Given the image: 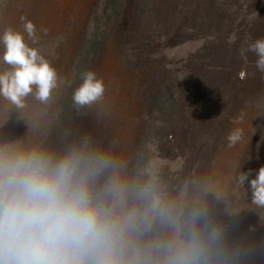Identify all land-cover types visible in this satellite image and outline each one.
<instances>
[{
    "label": "trees",
    "instance_id": "16d2710c",
    "mask_svg": "<svg viewBox=\"0 0 264 264\" xmlns=\"http://www.w3.org/2000/svg\"><path fill=\"white\" fill-rule=\"evenodd\" d=\"M24 1L26 8L7 24L5 12L0 15V33L7 27L23 32L26 17L36 26L37 43L25 34L26 42L42 53L49 41L46 59L71 85L54 90L44 104L51 112L33 146L59 151L86 134L105 148L115 141L113 152L126 162L130 179L153 180L164 196L187 206L198 197L233 239L257 249L252 264H264V209L252 204L247 182L236 181L239 172L251 169L253 179L264 166V88L248 80L228 96L213 82L221 74L217 60L255 65L257 57L248 53L245 61L240 50L264 38V21L228 26L224 9L211 0H93L68 50L60 42L73 32L82 0ZM6 68L0 63V71ZM86 70L103 79L105 96L77 112L71 94ZM237 128L242 138L228 147L227 134ZM131 129L135 139L126 144ZM218 155L228 158L209 176Z\"/></svg>",
    "mask_w": 264,
    "mask_h": 264
},
{
    "label": "clouds",
    "instance_id": "9594fccd",
    "mask_svg": "<svg viewBox=\"0 0 264 264\" xmlns=\"http://www.w3.org/2000/svg\"><path fill=\"white\" fill-rule=\"evenodd\" d=\"M23 32L0 33V96L16 108L34 95L46 104L54 90L71 86L31 47L36 26L21 17ZM45 34H46V30ZM254 54L264 74V38L240 50ZM71 94L77 112L103 101L105 84L91 70ZM242 138L227 134L228 147ZM90 134L59 151L0 141V264H252L257 249L244 246L197 197L191 206L170 200L155 181L126 174V162ZM239 172L251 202L264 209V166ZM234 230V229H233ZM250 231H255L250 226Z\"/></svg>",
    "mask_w": 264,
    "mask_h": 264
},
{
    "label": "rangeland",
    "instance_id": "374dc122",
    "mask_svg": "<svg viewBox=\"0 0 264 264\" xmlns=\"http://www.w3.org/2000/svg\"><path fill=\"white\" fill-rule=\"evenodd\" d=\"M24 0H0V15H2V19H5L6 24L12 20L17 18V14L19 11L24 10L26 6L24 5ZM93 0H82L79 2V6L76 8V12L74 14L73 21L76 26L73 29V32L68 37L65 42H60V45L66 47L68 50L71 48V44L73 40L78 35L79 31L86 25L87 14L90 10V6L92 5ZM208 4H214L216 8H223L224 13L222 15V20H224L228 26L232 25H242L246 27V25L250 24L255 20H263L264 21V0H211V3L207 1ZM262 16V18H261ZM47 49H43L41 55L45 58L48 57L50 42L46 40L44 46ZM67 59L62 58L60 60L61 67L64 65V61ZM228 58H224L222 60H217L215 64L219 68H217V72L219 74V79L214 77V85L219 88L220 91H224L223 94L228 96H236V90L238 85L241 83L251 80L256 81L255 85H261L260 88H264V80H258L256 78L257 69L255 65L246 66L243 64H233L229 63ZM57 70V69H56ZM257 90H261V89ZM264 90V89H263ZM31 99L34 101L31 102ZM219 100H216L218 102ZM215 102V106H216ZM44 105L43 103H41ZM41 104L39 101L35 99L34 95H29L24 100L23 108H16L9 101L0 96V141L13 142V143H21L25 146H33L39 138L42 136V125L45 120L47 114L51 112L47 106L44 105L41 108ZM218 117V111H214L213 117L214 119ZM46 123V122H45ZM135 132L131 129L130 132L127 133V139L123 138V141L126 144L131 143L135 139ZM233 151V157L231 160H234L237 157V151ZM229 155V154H227ZM231 156V155H229ZM213 162L209 171V176L216 175L218 173L217 169L221 165V162H225L228 157L224 159L220 157V155L212 156ZM213 189V184L211 185ZM215 191V187H214ZM213 191V192H214ZM255 241V238H254ZM259 258L260 256L257 255Z\"/></svg>",
    "mask_w": 264,
    "mask_h": 264
}]
</instances>
